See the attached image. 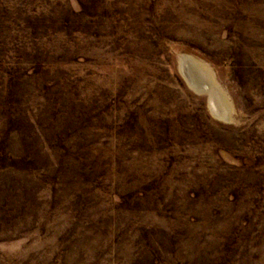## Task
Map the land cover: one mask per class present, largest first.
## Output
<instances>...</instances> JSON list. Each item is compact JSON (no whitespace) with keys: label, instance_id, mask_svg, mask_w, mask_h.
<instances>
[{"label":"rangeland","instance_id":"1","mask_svg":"<svg viewBox=\"0 0 264 264\" xmlns=\"http://www.w3.org/2000/svg\"><path fill=\"white\" fill-rule=\"evenodd\" d=\"M0 264H264V0H0Z\"/></svg>","mask_w":264,"mask_h":264}]
</instances>
